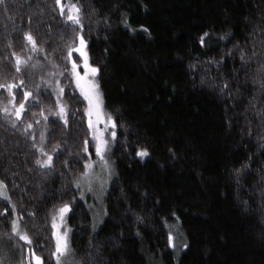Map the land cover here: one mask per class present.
<instances>
[{
    "label": "trees",
    "instance_id": "obj_1",
    "mask_svg": "<svg viewBox=\"0 0 264 264\" xmlns=\"http://www.w3.org/2000/svg\"><path fill=\"white\" fill-rule=\"evenodd\" d=\"M69 2L80 7L82 28L67 20ZM62 3L65 15L55 0L0 3V83L23 80L39 102L29 98L18 120L12 95L0 89V179L11 197H0V212L9 209L0 216V264H27L30 250L43 264H56L52 217L65 202L73 209L66 218L71 264H264V0ZM225 33L231 35L220 40ZM78 35L87 41L89 63L101 69L104 109L118 124L108 156L113 174L100 200L74 184L90 171L85 161H98L88 104L71 73L72 60L82 63L75 51L65 59ZM240 50L255 56L242 62ZM13 53L27 60L19 72ZM222 55L219 66L211 63ZM57 81L66 126L52 115ZM221 81L231 96L218 91ZM12 91L18 104L21 90ZM26 123L33 128L25 130ZM41 148L53 156L51 171L35 163L46 159ZM136 148L150 155L141 161ZM14 215L30 245L11 233ZM175 224L182 242L172 248L167 233Z\"/></svg>",
    "mask_w": 264,
    "mask_h": 264
},
{
    "label": "snow or ice",
    "instance_id": "obj_2",
    "mask_svg": "<svg viewBox=\"0 0 264 264\" xmlns=\"http://www.w3.org/2000/svg\"><path fill=\"white\" fill-rule=\"evenodd\" d=\"M3 0H0V3H2ZM57 5H60V14L65 15V5L62 3V0H55ZM81 9L76 3L69 2L67 4V20L72 22L75 25H78L80 28L83 27L80 19ZM124 23L127 25V21L125 20ZM143 31H147V29H142ZM231 35L230 33H225L224 35L220 36V40L227 39V37ZM25 36L29 43L32 46V50H37L38 45L36 43L35 38L31 35V33H25ZM209 36L208 32L203 33L202 36L199 37V43L201 46L205 44V38ZM79 40V46L75 47L73 49L72 46H68V52L65 59H70L72 57L73 51L79 54L77 59L81 60L82 67H83V75H81V72L78 71V69L81 67V64H78L76 60L71 61V73L72 77H74V82L76 84V87L80 90V93L83 95L84 99L87 101L88 107L85 109V114L88 117L87 123L88 127L93 130L92 132V139L94 141V149H95V155L98 158V161H92L88 160L85 161L84 167L88 170L93 169V167L97 164V162L102 166V169L107 172L108 176H111L112 173V167L110 160L108 159L109 154L111 153V145L116 142V129L118 127L117 124V117H115L111 112L105 111L104 109V103H103V92L101 91V86L98 80V77L101 74V69L98 66H93L89 63V56L88 53L85 51V47L87 45V41H85L83 35H78ZM75 43V41H74ZM42 50V49H41ZM15 56V67L16 71L19 72L20 66L27 65V60L23 57L16 55ZM227 55L231 58V50L227 53ZM255 56V52L252 53L251 56H247V54L240 50V60L242 62H246V59L250 60L252 57ZM223 61V55L221 56V60H212L211 63L216 64L219 66ZM242 63V67H243ZM190 68H194L195 65H189ZM260 70L264 72V64L260 66ZM62 74V73H61ZM54 75V74H50ZM203 83V78L201 80ZM257 81L253 80V83H256ZM50 81L48 82L50 86ZM261 88H264V80L260 81ZM57 89H55L57 93L56 97V104H57V110L52 113V115H55L59 120H62L63 125L68 124V106L61 103V97L64 94V88L59 87V81H57ZM214 86V85H210ZM14 88H19L21 90V96L22 99L17 104L15 101V94L13 93ZM0 89H7L8 92L12 95V114L15 115V117L19 120L22 119L23 114L26 111V101L29 100V98L33 100H37V106H39V102L36 96L33 95L31 91H28L25 89L24 81L21 80L19 84L16 83H0ZM218 91L225 96H231L232 95V89L229 86L228 81H221L218 87ZM4 113H9V109L7 107H4L2 109ZM35 116V113L32 114ZM40 115L43 117L44 120L48 119V116L44 115L43 110L41 111ZM37 124H39V120L36 121ZM100 124L104 125L103 130H101L98 126ZM15 126V125H14ZM122 127V125H119ZM33 124L32 123H26L25 130L32 129ZM105 132L108 133V138H105ZM41 140L45 139V135L43 132L40 134ZM33 139L35 137L33 136ZM84 148L83 151L85 153H88L89 156L92 155V153L89 152L88 149V141L84 140ZM126 141H123L122 144H126ZM261 148H264V144L260 145ZM43 156L46 157V159L40 160L37 159L35 163L39 165L42 169L46 170H53L54 164H53V156L49 153L45 152L43 148L40 149ZM171 152L172 150L169 149ZM53 152L58 153L59 152V145L55 146L53 148ZM150 155L147 148H136L135 149V156L140 158V160H144L145 157H148ZM174 155V153H173ZM242 169H249L250 166L248 163H244L241 166ZM241 168L233 169L234 173L237 176V183H239V176L241 174ZM90 173L88 171L81 173V176L87 177ZM262 180H264V177H261ZM75 187L79 189L81 187L80 181H74ZM7 185L0 181V197H2L4 200L11 202V197L7 195L6 193ZM102 190H103V184H102ZM88 191H92L91 186L89 185ZM84 193L80 192V197H83ZM76 197H73V200H75ZM92 206L89 205V208ZM11 209L13 212L16 211L15 204H12ZM9 212V209H4L3 212H0V216H5ZM72 204L70 202L62 203L56 211V214L52 217V228L56 229L57 231L54 232L55 235V251L51 254L55 257L56 264H64V262L67 260V258L71 255H74V253L71 250L70 247V241H69V232L71 229L67 227L66 224V216L69 213H72ZM34 215V214H32ZM173 215H175L173 213ZM20 219L21 217H17L16 219L11 220V233L15 234V236L19 237L20 240L25 241L27 244H31V237L27 234V232L22 231L20 228ZM137 220H140L141 218L139 216H136ZM57 221H59L57 223ZM166 224V221H164ZM60 229H63V231H60ZM96 229V223H93L92 231H95ZM167 243L169 247L175 248L174 244V237L171 234V232L167 233ZM184 248H187L188 245L185 243L183 245ZM43 264V260L40 256L35 254L34 250H30V256L27 259V264Z\"/></svg>",
    "mask_w": 264,
    "mask_h": 264
},
{
    "label": "rangeland",
    "instance_id": "obj_3",
    "mask_svg": "<svg viewBox=\"0 0 264 264\" xmlns=\"http://www.w3.org/2000/svg\"><path fill=\"white\" fill-rule=\"evenodd\" d=\"M78 71L81 72V75H83V67H82V64H81V67L80 69H78ZM101 130H103L104 128V125L103 124H100L98 126ZM105 138H108L107 136V132H105ZM89 175L87 177H83L82 179H80V184H81V189H83L87 195L89 196H92L93 198L95 199H98L100 200V198L102 197L103 193H104V189L108 183V180H110V176L107 175V172L104 171L102 169V166L97 162V164L93 167V169H91L89 171ZM0 181H3L0 179ZM102 184H103V190H102ZM89 185L91 186L92 188V191H88V187ZM6 193L8 196H10V194H8V190L6 189ZM2 198V197H1ZM3 199V198H2ZM14 219H16L18 216L14 215ZM67 218V216H66ZM59 221H57L58 223ZM96 223V227L98 226V220L95 219L94 221ZM67 224V223H66ZM67 227L69 228L68 224H67ZM21 230H22V227L20 226ZM171 234L173 235L174 237V244H175V247L177 246V244L181 243V237H182V230H180V227L178 226V224L176 225H173L171 227ZM55 231H57L55 229ZM60 231H63V229H60ZM71 257L69 256L67 258V260L64 262V264H71Z\"/></svg>",
    "mask_w": 264,
    "mask_h": 264
}]
</instances>
